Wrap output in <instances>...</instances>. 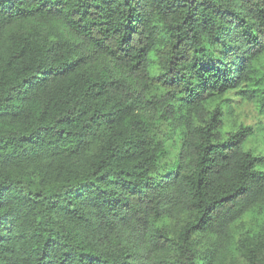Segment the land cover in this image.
<instances>
[{"label":"trees","instance_id":"1","mask_svg":"<svg viewBox=\"0 0 264 264\" xmlns=\"http://www.w3.org/2000/svg\"><path fill=\"white\" fill-rule=\"evenodd\" d=\"M232 95L264 0H0V264H264Z\"/></svg>","mask_w":264,"mask_h":264},{"label":"rangeland","instance_id":"2","mask_svg":"<svg viewBox=\"0 0 264 264\" xmlns=\"http://www.w3.org/2000/svg\"><path fill=\"white\" fill-rule=\"evenodd\" d=\"M232 106L234 111L228 117L227 123L232 122L236 126L241 124L252 125L255 133L250 137L248 145L253 146L257 152L264 154V114L260 113L255 102L245 100L237 95H232ZM262 169H264V166ZM256 216L258 219L251 223L249 228L251 231H257L264 225V212L262 214L258 213ZM256 222H258L257 226ZM243 250L245 249L241 247L238 249L237 257L239 261L236 264L244 261L243 256H241Z\"/></svg>","mask_w":264,"mask_h":264}]
</instances>
